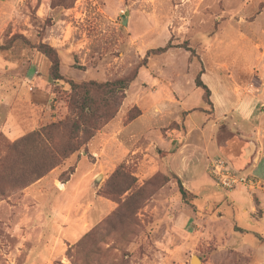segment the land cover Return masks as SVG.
<instances>
[{
  "label": "rangeland",
  "instance_id": "obj_1",
  "mask_svg": "<svg viewBox=\"0 0 264 264\" xmlns=\"http://www.w3.org/2000/svg\"><path fill=\"white\" fill-rule=\"evenodd\" d=\"M44 48L60 80L47 77ZM135 73L123 94H93L97 118L109 119L33 179L36 150L22 139L73 117L69 83ZM197 76L209 90L264 88V0H0V158L9 155L0 163V264H264L263 177L243 170L256 185L228 190L207 170L206 182L187 184L154 169L156 151L143 153L152 116L164 119L158 135L197 150L185 121L215 120ZM216 128L222 146L210 158L234 167L222 148L248 140L226 121ZM56 137L62 154L66 135Z\"/></svg>",
  "mask_w": 264,
  "mask_h": 264
},
{
  "label": "crops",
  "instance_id": "obj_2",
  "mask_svg": "<svg viewBox=\"0 0 264 264\" xmlns=\"http://www.w3.org/2000/svg\"><path fill=\"white\" fill-rule=\"evenodd\" d=\"M220 82L223 84L222 81ZM220 87L210 88L214 121L207 123L205 116L200 119L199 125H192L187 120L185 121L188 127L185 129L188 131V137L185 140L198 141L197 150L194 144L192 151H190V145L186 151L185 147H188V145L181 146L182 137L180 139L179 135L176 136L169 131H166L164 135H158V130L155 127L158 129L159 127L163 128L164 126L161 125L163 122L161 121H164V119L158 120L153 116L152 118H145L144 127L147 131L143 132L140 137L147 142L143 153L156 151V153H153L156 161L153 162L158 167L154 169L164 174L173 173L187 184L201 183L207 180L210 156H217L222 146L215 138L216 124L226 121L231 131L239 132L244 139L248 140V146L243 149V157L239 160V165H241L239 167L242 170L233 168L241 174L243 170L246 172L250 170V175L258 178L263 177L264 179V141L262 140L264 138V88L249 94L244 91L237 92L226 82L225 85H220ZM143 114L139 120L144 119ZM190 118L191 115L188 114V120ZM197 130H199V133ZM193 132L199 135L195 138ZM235 148H237L236 152L239 154L240 151H238L237 145ZM104 152L103 150L98 153L99 158L102 157ZM197 164L199 167L196 166Z\"/></svg>",
  "mask_w": 264,
  "mask_h": 264
},
{
  "label": "trees",
  "instance_id": "obj_3",
  "mask_svg": "<svg viewBox=\"0 0 264 264\" xmlns=\"http://www.w3.org/2000/svg\"><path fill=\"white\" fill-rule=\"evenodd\" d=\"M44 52H39L43 57L47 59V61L50 63V67L47 71V77L53 78L55 77L57 80H60V76L58 75V64L55 62L53 63L51 60H49L48 54H53V50L50 48H44ZM168 47H165L163 49H159L156 51L158 54H163L168 51ZM137 77V74L131 78L115 81L113 83L106 82L102 84H98L96 82H89L87 84H74L73 82H70L69 85L73 92V97L71 101V107L74 109V115L72 118H66L63 120V122L57 123V124H50L44 128H42L39 132L31 133L28 136L24 137L22 141L31 142L34 145V150H36L37 155V161L40 165V168H38L37 171L33 172V175L35 177L33 179L38 180L42 178L45 173L49 172L50 170L57 167L58 162L57 159H66L68 155L74 154L79 150V147L88 142L94 135V130H97V127L99 126V121L97 119H104L108 120L109 116L101 114L99 115V104L97 103L96 98L94 97V93H102L106 99L110 98L111 96H119L121 93L123 94L124 91L127 89V87L132 83ZM195 87L197 89H200L204 93V101L206 104L211 106L210 102V90L204 85L200 77L197 76L194 81ZM106 106V105H105ZM106 112L109 110V108H105ZM107 107V106H106ZM116 107H114L115 109ZM113 109V108H112ZM140 116L139 111H136L135 115L133 117H130V120H134L137 117ZM103 120V121H104ZM105 122V121H104ZM58 132H63L66 135V148L63 150L62 154L57 153L56 151V142L58 141L56 134ZM82 133V138L79 139L78 133ZM80 140V141H79ZM233 141V140H231ZM236 142V141H233ZM240 143V142H239ZM247 145V141L243 142ZM232 148H235L236 145H231ZM239 148V146H238ZM243 147L240 150V153L235 155L234 153L229 150H223L224 156H226L230 161H232L234 168H237L239 170H242L241 165H239V160L243 157ZM9 155L6 154L3 158H0V163L4 165V168L9 163L8 157ZM2 159V160H1ZM54 160V161H53ZM8 162V163H7ZM40 169V170H39ZM175 179H178L175 177ZM178 181V180H177ZM179 182V181H178ZM180 193L183 197H186L187 193L182 189L180 186Z\"/></svg>",
  "mask_w": 264,
  "mask_h": 264
},
{
  "label": "built area",
  "instance_id": "obj_4",
  "mask_svg": "<svg viewBox=\"0 0 264 264\" xmlns=\"http://www.w3.org/2000/svg\"><path fill=\"white\" fill-rule=\"evenodd\" d=\"M210 177L222 188L233 190L238 187H253L256 182L248 175L236 171L228 161L213 158L209 162Z\"/></svg>",
  "mask_w": 264,
  "mask_h": 264
},
{
  "label": "water",
  "instance_id": "obj_5",
  "mask_svg": "<svg viewBox=\"0 0 264 264\" xmlns=\"http://www.w3.org/2000/svg\"><path fill=\"white\" fill-rule=\"evenodd\" d=\"M100 179H101V177L100 176H97L96 178H95V184H97L99 181H100ZM194 258H196V257H194ZM196 259H198V258H196ZM192 264V263H191Z\"/></svg>",
  "mask_w": 264,
  "mask_h": 264
},
{
  "label": "bare ground",
  "instance_id": "obj_6",
  "mask_svg": "<svg viewBox=\"0 0 264 264\" xmlns=\"http://www.w3.org/2000/svg\"><path fill=\"white\" fill-rule=\"evenodd\" d=\"M198 259H196V258H193V261H192V264H198Z\"/></svg>",
  "mask_w": 264,
  "mask_h": 264
}]
</instances>
